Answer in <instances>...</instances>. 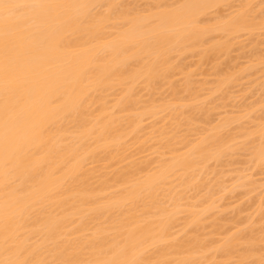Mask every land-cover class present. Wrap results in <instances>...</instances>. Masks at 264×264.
Returning <instances> with one entry per match:
<instances>
[{
  "label": "bare ground",
  "instance_id": "obj_1",
  "mask_svg": "<svg viewBox=\"0 0 264 264\" xmlns=\"http://www.w3.org/2000/svg\"><path fill=\"white\" fill-rule=\"evenodd\" d=\"M126 1L128 0H56V2L73 5H89L90 7L87 9L71 8L63 14L69 17H80L84 22L67 27L59 24L55 19L44 22L37 18L25 25L26 38L23 41V48L27 53L24 56V63L27 68L25 77L29 81L28 86L19 94L10 92L7 96L4 90L0 88V262L16 259L17 255L13 253L23 250H26L24 255L30 260L42 261L45 264H50L54 260L67 259L107 260L113 258L125 246L130 249L128 256L130 259L138 258L149 262L160 261L166 262V264H202L204 261L207 264V262H212V259L214 261L215 254L217 256H222L223 254V257L227 259L228 257L233 258L232 256L238 253L236 254L238 260H249V258L251 259L252 256L254 257L257 254V250L255 252L257 248L256 241L253 240L255 238L252 240V236L250 238L247 236L246 238L248 233L243 234L241 231V233L236 232L237 235L234 233V235L231 234L233 236L229 235L230 237H225L223 242L218 246L216 245L214 250L210 249L209 244L206 246V244L201 243L202 241L199 240V242L195 238L197 236L193 233L195 232V227L199 228L201 226L199 224V219L202 218H199L200 214L203 213L204 216V212L209 210V206L206 204L207 210L202 208L203 206L201 207L202 204L200 207L199 205L197 207L195 204L197 210L193 207L194 205L185 206L187 210L183 209L184 205H180L182 202H179L182 195L180 192L174 190H178V188L172 184L178 183V187H193L195 189L197 179H193V177H196L197 170L203 169V166L208 164L211 159L213 161L216 160V162L221 161L223 153L230 156L228 151L232 149V145H229L230 149L228 147L229 150L226 149V152L224 148L227 147L225 143L227 145L230 143L226 141L231 134H228L229 136L225 140V137L223 138L217 134L219 130L215 129L217 130L216 133L214 129V131L210 129L212 130L210 134L206 130V134L208 135L200 137L201 139L198 142L195 141L193 145L189 144L190 142L182 143V139V147L187 149L183 148L186 150L185 152L183 151L184 153L182 152L179 155L172 154L168 160L167 158H161L165 161H159V165H156L149 173L147 171L146 175L144 173V176L140 169L144 171L145 167H140L139 169L133 168L130 163L129 165L133 169L129 168L127 164L128 170L124 167L123 171L116 173L114 177L112 176L113 178L110 176L107 179L106 177L108 176L106 175L103 180L101 178L102 181L99 183L98 181H94L97 182L96 184L90 182L95 178V176L93 177L95 172L92 169H85V166L90 160V163H95L98 160L107 158L105 157L106 154L113 155L112 153H117L119 155V152L123 151L126 147V144L122 143L125 138L131 135L129 139H132V134L140 132L141 129L138 130L137 128L138 125L141 126L139 123L142 124L141 121L144 116H149V119L151 117L156 118L159 114L162 115L163 112L165 114V111H168L171 118L173 117L174 119L176 115L175 119L177 118L178 120L179 114L177 115L176 113L182 112L179 108L190 102V100L188 103L187 100H184L186 97L181 98L185 101V104L179 103V105L176 102H181L180 97H178L181 95V89H184L192 98H198L199 94H202V91L198 94L197 90H195L197 87L194 88L192 85L194 76L198 74L203 75V77L200 76L203 78L202 82L200 81L202 84L204 76L210 75L209 73L211 72V75L219 78L216 81L217 86L215 85L219 87L218 92L221 90L220 86L223 89L224 84L232 83L234 80V78L232 80V77H234V74L236 76L235 71L231 73L233 69H231L232 67H228L230 69L226 70L231 71L229 75L223 69L225 77L222 74L223 70H220L221 64H218L223 61L225 54H230L229 50L234 43L237 44L236 39L239 38L241 32L251 34V30H254L253 28H261V19H259L260 22L255 21L259 23V25H256L250 21L249 17L253 12L254 6L258 2L261 3V0H176L175 2L171 0L172 3H168V0H155L152 6H150L151 4H149V7L147 6V10H136V6H138L136 3V6L134 5L135 9L134 7L128 8ZM135 1L138 2V0ZM19 2L34 3L40 2V0H19ZM131 2H128L129 7L131 6ZM150 2L152 1L150 0ZM92 5H102L103 7L92 8ZM242 5L245 7L241 8ZM248 5H252L253 7L248 8ZM226 8H229V12L227 11L228 13L224 14ZM212 12L213 15L215 14V17L211 15L214 18L206 19V17L209 18V14ZM241 12L247 19V23L243 26H238L233 22V18L237 13ZM28 15L33 14L29 11ZM259 30L257 29V33H259ZM254 32L256 33V31ZM260 36L262 35L260 34ZM253 44L254 50H249L251 51L250 59H253L248 65L256 67L261 65V58L264 56L262 51V53L256 52L260 49H257L256 43H252V46ZM249 49L251 48L249 47ZM186 55H191L192 57H189L196 59L192 65L186 66L187 64L183 63L184 59L181 57ZM220 57L223 58L221 61H219ZM231 62H233L232 59L231 61L229 60L230 64ZM211 63L214 67L213 70L210 71L209 69L211 68L205 69L208 64L211 66ZM215 63L217 64L215 65ZM226 64L228 63L226 62ZM234 64V69H236V63L231 65L233 66ZM188 67L192 69L190 70ZM224 67L227 66L224 65ZM187 68L189 70H186ZM262 69L264 70V67ZM185 70L186 72L184 73ZM208 70L209 72H206ZM243 70L241 71L243 72ZM174 71L179 74V77L181 73H184V76L182 74L184 80L181 78L184 81V85H182L184 88L179 86L178 88H181L180 92L177 90L176 85L172 83L174 85L173 88L171 87L174 95L172 97H178L177 99L167 100L169 103L163 102L166 104H163L159 99L158 102L162 104L158 105L156 104L158 98H156L154 99L156 100L154 104L150 105V102L149 106L145 107H143L146 104L145 102H141L143 103L141 107L138 105V103L141 104L138 101L140 98L137 97L138 100L136 101L132 100L134 94L137 96L135 90L138 85L147 89L148 92L149 90L158 91V87L162 86L161 88H163V85L169 82L172 78L170 76H172V72ZM236 71L237 74H242V72ZM248 72H246V75ZM174 74L173 77L178 76ZM171 80L175 81V77ZM198 83L195 84L198 85ZM176 84L178 83L176 82ZM202 86L206 87L205 84ZM215 86L213 89H216ZM117 90L119 96L115 94L117 97L114 96V98L117 99H114L113 102L111 101L113 104L111 103L112 107H109L110 103L106 100L107 94L109 95L111 91L115 93ZM198 90L200 91L201 89L199 88ZM207 92H209V89ZM149 94L148 96H152V93ZM211 94L215 95V93ZM200 96L199 99L202 97ZM147 99L151 98L148 97ZM173 100H176V105ZM6 102L9 105L15 106V110L8 122L13 138V142L9 148L13 163L7 170L3 166V134L6 119L4 109ZM204 102L202 105L205 104ZM137 105L139 110H135ZM194 105H188L190 108H188V111L193 110L195 106H197V109L199 106V104ZM200 109H202L201 106L199 107V111ZM192 110L190 115L193 114ZM202 110L204 112L205 109ZM202 110L201 113H203ZM124 112H129V115L122 116ZM194 112L196 113V111ZM168 114H165V116ZM190 115L188 113V117H186L187 119L189 118V122L193 119L189 117ZM204 115L206 114L204 113ZM170 117L168 116V118ZM207 118L205 117V121L208 120ZM146 119L148 120V117ZM170 121L172 120L170 119ZM186 121L184 120L182 124L186 123ZM224 123L218 124L220 128ZM189 124L191 125V123ZM170 125H173V128L174 122ZM186 125L188 123L184 124V127ZM178 127L180 126L178 125ZM163 130L161 133L163 132L165 135L164 131L166 130ZM192 130L194 131V129ZM156 133L158 134V132ZM163 134L160 137L164 138ZM233 136L232 138H235ZM176 137L179 138L182 135H176ZM156 138L159 139L157 136ZM173 138L175 139L174 135ZM178 138L176 141L181 139ZM170 141L169 147L172 146L170 143L173 144L172 139ZM256 142L258 143L254 144L255 146L250 150V155L254 166L259 169V167L264 166V153L261 151L260 132L259 141ZM163 144L164 142L160 145L164 147L165 145ZM249 148L251 149V147ZM170 149L175 148H169V151ZM248 151L246 150L247 153ZM102 156L104 158L101 159L100 157ZM115 156L113 155V157ZM121 156L123 157V154ZM111 159L113 158L111 157ZM104 160L107 161L109 159ZM121 160H126V156ZM107 162L109 163L110 161ZM120 162L122 163L123 161ZM202 171H200L201 174ZM131 172L133 173L132 175L130 174ZM135 174H142V177L136 175L137 178ZM101 175L97 178L100 179ZM103 176L105 175L103 174ZM114 178H117L118 181L115 180L117 181L115 182ZM174 180L177 182L175 183ZM111 182H115L112 185L118 186L119 184V189H122L117 193H111L109 189L115 188V186H110L109 183ZM235 184L237 185L238 183ZM262 185L264 186V182ZM164 186H167L166 188L169 189L167 190ZM197 187H200V185ZM214 187L216 188V186ZM107 190L108 192H105ZM226 190L228 189H225V193ZM207 191L211 190L207 188ZM215 191L213 192L212 190L211 192L215 194ZM261 191L263 192V190ZM103 193L106 194L104 195ZM108 194L110 195L107 197ZM101 195L103 197H100ZM163 197H167L166 199L170 202L163 201ZM183 200V203H187L186 199ZM209 200L208 202H211L212 198ZM165 202L168 205H164ZM198 208L199 210L202 208L201 213ZM203 209H205L204 212ZM184 210L187 212V222L184 223V229H178V232L179 230H184L183 232H185L188 226L191 227V230L193 229V232H186V234H192L194 237L187 238V235L186 237L184 235L183 237L187 239L181 236L184 240L182 238L178 240V236L182 232L177 237L174 235L178 233L171 232H173L172 229L176 228L174 225H177L176 220L178 219L176 217H179V214L182 211L184 212ZM186 215L184 216V220L182 219L181 225L186 221ZM215 223L214 225L216 226L217 224ZM6 224L7 229L5 228ZM178 226L180 227V225ZM219 226L221 225L218 224L216 227ZM217 229L218 232L221 230V228L220 230L216 228V231ZM87 231L89 234H87ZM239 236L240 239H243L239 240ZM6 238L7 243L5 242ZM248 239L254 243L252 244ZM241 241L242 244L245 243V246L241 245L244 246L243 248L241 247L242 250L240 248L237 249ZM247 242L248 244H246ZM207 249L214 252L208 255L207 251L209 252V250ZM254 259L255 257L252 261H255V264H260L257 262L261 261L260 259L257 260L256 258L257 261Z\"/></svg>",
  "mask_w": 264,
  "mask_h": 264
},
{
  "label": "rangeland",
  "instance_id": "obj_2",
  "mask_svg": "<svg viewBox=\"0 0 264 264\" xmlns=\"http://www.w3.org/2000/svg\"><path fill=\"white\" fill-rule=\"evenodd\" d=\"M134 1V3H132ZM141 1V2H140ZM152 2H150V0H138V2L137 1H135V0H132V2H131V0H128V1H126L127 3L126 4H128L127 5V7L128 8H133L134 7V9H135V6H136V4L138 5V6H136V10H139V9H142V10H145L146 8L148 9V7H149V4H151L150 6H152L154 3L153 2H155V0H151ZM157 1V0H156ZM176 0H173V2H175ZM125 2V1H124ZM131 2V6L129 7V3ZM168 3H172L171 2V0L169 1H167ZM261 2V1H260ZM136 3V4H135ZM126 4H124L125 6H126ZM142 4H143V6H144V4H145V6L143 7L142 6ZM133 5V6H132ZM135 5V6H134ZM141 5V6H140ZM257 5H259V6H257ZM148 6V7H147ZM255 6H257V7H255ZM254 6V8H253V14L251 13V15L249 16L250 17V21H252L253 22V24H256V25H259V23H256V22H260L259 21V19H262V17H261V11H260V9L261 8H259V7H261V3H259L258 2V4H256ZM137 7H138V9H137ZM255 8H257L256 10H257V12H256V10H254ZM146 9V10H147ZM227 9V8H226ZM225 9V12H224V14L225 13H228L229 12V8L226 10ZM228 11V12H227ZM256 12V13H255ZM144 13V12H143ZM260 13V14H259ZM214 16L213 15V12L211 13V14H209V18L208 17H206V19H212V18H214V17H212V16ZM252 16V17H251ZM254 16V17H253ZM255 17H256V19H255ZM257 17H259V18H257ZM255 20H254V19ZM253 19V20H252ZM256 21V22H255ZM251 22V23H252ZM254 30H251L252 31V33H253V31H256V33L254 32L252 35L251 34H249L248 32H245V34H244V32L242 33H240V35H239V41H238V39H236L235 41L237 42V44H233V46L230 48V50H229V52H230V54H225V58H224V56H223V58L222 57H220L219 58V61H221L222 59H223V61H221V63H219L218 65H220L221 64V67H220V70H223V69H227V70H229L230 68H228V67H232L231 69H233V70H231V71H227L226 70V74H228L229 72H231V73H233V71H235L234 73H236V76H235V74H234V77H232V80H233V78H234V80L232 81V80H230V81H232V83H228V84H224V86H225V88H224V86H223V89H225V90H223L222 88H221V86H220V89L221 90H219V92H220V94H219V92H218V89H219V87H216L217 85V80L219 79L217 76H214V75H211V72L209 73L210 75H206V76H204V82L201 84V82H202V80H203V78H201V77H203V75H196V76H194V77H196V78H194L193 77V79H194V81H192L193 82V87L195 88V87H197V89L195 88V90H197V93L199 94L201 91V93L202 94H199V96L201 97L200 99H199V96H198V98H192L190 95H188V93L187 92H185L184 91V89L182 90L181 88H178L179 86L180 87H183L182 85H184V73L186 72V70H189L190 69V67H188L185 71H184V73H181V75H180V77H179V74L178 73H176V71H174V72H172V76H170V78L171 79H173L174 77H175V81L174 80H171L170 78V80H169V82H167L166 84H164V85H166V86H164L163 85V88H161L162 86H160V88L158 87V91H151V90H149V92H148V90L147 89H144L143 87H141L140 85H138V87H136V90H135V93H136V95L137 96H135V94L133 95V97H132V100H134V101H136V100H138V98H140L138 101L141 103V102H145L146 104H144V106L142 105L143 103H141V104H139L138 103V105H140V107L141 106H143V107H145V106H149V103H150V105L153 103L154 104V101H156V100H154V99H156V98H158L157 99V103L156 104H158V105H161L163 102H168L169 100H172V99H177L178 97H180L179 99L181 100V102H178V101H176V100H173L174 101V104L176 105L177 103L179 104V103H182V104H185V101L187 100V103L189 102V100H190V102L186 105H184L183 107H181V108H179V110H181L182 112H180L179 110V112H177L176 114L178 115V120H177V118L175 119V117H177L175 114V116H174V119L176 120H174L173 119V117L171 118L170 117V115L168 114L169 112L168 111H165V114H168V115H166L165 116V114H164V112L162 113V115H156L157 117V119L156 118H154V117H151L150 119H149V116H144L143 118H142V124L141 123H139L141 126H139L138 125V130H140V132L138 133V134H136V133H134V134H132V139H135V140H132V139H129V137H131V135L129 136V137H127V138H125V140L122 142V143H125L126 145V147L124 148V149H126V150H124L123 149V151H121V152H119V155L117 154H115V153H112L115 157H113V155H111V157L113 158V159H111V157H110V155L109 154H106V156L105 157H107V158H104L103 156L102 157H100L101 159L102 158H104V159H109V160H107V161H110L109 163L107 162V161H105L104 159V161L103 160H98V161H96L95 163H90V161H88L87 163H86V166H85V169H88V170H91L92 169V171H94L95 172V174H93V177L95 176V178H99V176L102 174H104L105 176H103L102 177V175H101V177H100V179H92L93 181H90V182H94V181H98V183L100 182V181H102L103 180V178L104 177H106V175L108 176V177H106L107 179L111 176H113L114 177V175L116 174V173H119L120 171H123L122 169L125 167V168H127L128 166H127V164L129 165L130 163V165H132L133 166V168L135 167V168H137V169H139L140 167H142V168H144V171L142 170V169H140L142 172H143V176H144V173H145V175H146V173H147V171H148V173H149V171H151V169H154L155 167H156V165H159L158 164V162L159 161H165V160H163V159H166L167 158V160H168V158L172 155V154H180V153H182L183 151L185 152L187 149L185 148V147H182V143H185V142H190L189 144H192L193 145V143L195 144V141H197L198 142V140H200L201 138L200 137H202V136H204V135H208V134H210V131L212 132V130L214 129H217V130H219V131H217V130H215V132L218 134V135H221L225 140H226V138L230 135V137L229 138H227V143H229L228 145L225 143V146H227L226 148H224L225 150V152H226V149H228V147H229V149H230V146L229 145H232L231 146V148L232 149H230V151H228L229 152V154H230V156H227L228 154H226L225 155V153H223V155L221 156V161H218V162H216V160H214L213 161V159H211L210 161H209V163L208 164H206L205 166H203V169H199V170H197L199 173H200V171L201 170H203L202 171V174L200 173V175H198L199 173L197 172H194V173H196L195 174V176L197 177H193V179H197L196 180V182H195V180H193L194 182H195V184H197L196 185V187L197 186H199L200 185V187H195V189L193 188V187H189V188H185V187H181V186H177V184H174V183H172L173 184V186H176L177 188H178V190L177 189H174V190H176V192H180V194L182 195V197H181V201H179L180 203V205H184L183 207V209H185V206H192V205H194L193 207L195 208V210H197L196 208L198 207V205H199V207H200V205H201V207L202 208H205L206 209V207L207 206H209V210H211V211H209V210H207V211H205L204 212V210L205 209H203V212L205 213L204 214V216H203V213L202 214H200L201 212L200 211H202L201 209L202 208H200V210H199V208H198V210H199V212L197 211V213L198 214H200V216H199V218H201V219H199L200 220V222H199V224L201 225L199 228H201L202 229V227H203V229L201 230V229H199V228H197V227H195L198 231L196 232V229H195V232L193 233V234H195V236H197V237H195L198 241L200 240V241H202L201 243H204V244H206V246H207V244H209L210 246V249L212 248L213 250H214V248L216 247V245L218 246L219 244H221L222 242H223V240H224V238L226 237L227 238V236H233L234 235V233H235V235H237L236 234V232L237 233H239L240 231L244 234V233H248V235H246V238H247V236L250 238L251 236V240L253 239V238H255V239H253V240H255L256 242L257 241H259V242H255V244H256V246H257V248L255 249V252H256V250H257V254L256 255H254V257H255V259L254 260H256V258H257V260H261L262 258H264V247H262V244H261V225L262 224H264V218H262V214H264V186L262 185L263 184V182H264V166H261V167H259V169H257V167H255L254 166V162H253V160L251 159L252 157H251V155H250V150H252V147L253 146H255L258 142H256V141H259V132L261 131V129H260V127H261V124L262 123H264V70L262 69L263 67L261 66V65H259V66H256V67H251L252 65H248L249 63H251L252 62V59H250V57H251V51L252 50H254V44H253V46H252V43H256L255 44V46H257V49H260V50H257L256 52H263V56H264V36L260 33L261 31V28H253ZM257 29H260L259 30V33H257ZM260 34L262 35V36H260ZM242 35V36H241ZM249 35V36H248ZM254 35V36H253ZM256 35V36H255ZM244 37H245V39H244ZM247 37V38H246ZM242 38H243V40H242ZM253 39V40H252ZM257 39V40H256ZM252 40V41H251ZM234 41V40H233ZM248 41V42H247ZM256 41V42H255ZM239 42H240V44H239ZM262 42H263V44H262ZM241 43H242V45H241ZM244 43V44H243ZM262 45V47H260L261 45ZM247 44V45H246ZM257 44H259V45H257ZM242 46V47H241ZM252 46V47H251ZM246 47V48H245ZM249 47L251 48V49H249ZM253 48V49H252ZM232 50H234V51H236V52H234V51H232ZM249 50H251V51H249ZM249 51V52H248ZM228 52V53H229ZM232 52V53H231ZM261 52V53H262ZM261 53H260V56H261ZM231 54H232V56H231ZM239 54V55H238ZM250 54V55H249ZM189 56H191V55H189ZM188 55H186V56H182L181 58H183L182 60H183V63L186 65V66H189V65H192L193 63H194V61L196 60L195 58H191V57H189ZM238 56V57H237ZM259 56V57H260ZM188 57V58H187ZM194 57V56H193ZM231 57V58H230ZM236 57V58H235ZM262 57V56H261ZM186 58V59H185ZM234 58V59H233ZM240 58V59H239ZM231 59H232V61L233 62H231V64H233V63H236L237 65H236V69H234L235 67V64L232 66L230 63H229V60L231 61ZM237 59H238V61H237ZM242 59V60H241ZM182 60H181V62H182ZM189 61V62H188ZM228 63V64H226V62ZM247 61H248V63H247ZM218 62V61H217ZM189 63H191V64H189ZM243 63V64H242ZM217 63H215V65H216ZM184 65V66H185ZM223 65V66H222ZM224 65L225 66H227V67H224ZM210 65L208 64V66H207V68H205V69H209V68H211V69H209L210 71L211 70H213V64L211 63V66L209 67ZM245 67V68H243V67ZM261 66V67H260ZM241 67V68H240ZM251 67V68H250ZM257 67H259V68H257ZM242 70V69H244V70H250L251 71V73L249 74V72L248 71H244L243 70V72H244V74H243V72L240 70V69ZM253 68V69H252ZM255 68H256V70H255ZM192 69V68H191ZM190 69V70H191ZM252 69V70H251ZM209 70L208 71H206V72H209ZM236 70H240L239 72H242V74L241 73H238L237 74V71ZM223 73V75L225 74L224 73V70L222 71ZM246 72H248V76L246 75ZM174 73H176V74H174ZM231 73H229V75L231 74ZM173 74L174 75H178V76H174L173 77ZM182 74H183V76H182ZM212 74H214L213 72H212ZM239 74H241V75H239ZM257 74V75H256ZM259 74H261V75H259ZM222 75V76H223ZM245 75V76H244ZM182 76V77H181ZM201 76V77H200ZM225 77H226V75H224ZM176 77H177V79H176ZM208 77V78H207ZM239 77V78H238ZM244 77V78H243ZM181 78H183V80L181 79ZM198 78V79H197ZM205 78H206V80H205ZM236 78V79H235ZM241 78V79H240ZM247 78V79H246ZM180 79V80H179ZM238 79V80H237ZM210 80V81H209ZM181 81V82H180ZM201 81V82H200ZM214 81H215V84H214ZM176 82L178 83V84H176ZM199 82V83H198ZM213 82V83H212ZM234 82V83H233ZM238 82H240V83H238ZM174 85H176V88H178L177 90L179 91L180 89H181V91L182 92H180V94L181 95H179L178 97H172V95H173V89H171V87L173 88V84ZM195 83H198V85H196ZM180 84V85H179ZM195 84V85H194ZM203 84H205V86L206 87H203L202 85ZM162 85V84H161ZM199 85H200V87H199ZM216 85V86H215ZM212 86V87H211ZM214 86H215V88L217 89H213L214 88ZM140 87V88H139ZM169 87H170V89H169ZM192 87V86H191ZM201 89L200 91L198 90L199 88ZM184 88V87H183ZM207 88V89H206ZM212 88V89H211ZM144 89V90H143ZM205 89V90H204ZM208 89H209V92H207L208 91ZM227 89V90H226ZM140 90V91H139ZM146 90V91H145ZM203 90H204V92H203ZM213 90V91H212ZM223 90V91H222ZM159 91H161V92H159ZM170 91H171V93H170ZM212 91V92H211ZM215 91V92H214ZM216 91H217V93H216ZM113 94H112V93ZM110 93H109V95L107 94V99L106 100H108L107 102H109L110 104H109V107L113 104L112 102L114 101V99H117V98H114V96L115 97H117V96H119L118 94H119V92H118V90L117 91H115V93L113 92V91H111ZM156 92V93H155ZM223 92V93H222ZM225 92H227V93H225ZM151 94L152 93V96H148V94ZM171 95H170V94ZM183 93H185V94H183ZM211 93H215V95L213 96ZM115 94H117V96L115 95ZM149 94V95H150ZM153 94H155L154 96H153ZM159 94V95H158ZM209 94H211L210 96H212V97H210L209 96ZM111 95V96H110ZM204 95V96H203ZM225 95V96H224ZM113 96V97H112ZM158 96V97H157ZM162 96V97H161ZM174 96V95H173ZM208 96H209V99H208ZM109 97V98H108ZM134 97H136V98H134ZM138 97V98H137ZM148 97H150L151 99H147ZM167 97V98H166ZM184 98V97H186L184 100L183 99H181V98ZM205 97V98H204ZM163 98V99H162ZM165 98V99H164ZM170 98V99H169ZM207 98V99H206ZM229 98V99H228ZM143 101H142V100ZM149 100V101H147V100ZM153 99V100H152ZM160 99V100H159ZM162 99V100H161ZM199 99V100H198ZM141 100V101H140ZM152 100V101H151ZM158 100L159 101H162V103H160V102H158ZM168 100V101H167ZM183 100V101H182ZM112 101V102H111ZM137 101V102H138ZM175 101L177 102V103H175ZM191 101H192V103H191ZM194 101V102H193ZM201 101V102H200ZM206 104H203L202 105V103L203 102ZM147 102H148V104H147ZM112 103V104H111ZM136 103V102H135ZM169 103V102H168ZM171 103V102H170ZM190 103H191V105L193 106L194 105V103H197V104H195V105H198L199 104V106H198V108L196 109V107L197 106H195V107H193L194 109L192 110L193 112V117H192V115H190L191 114V110H189L188 111V108H189V106H191L190 105ZM137 104V103H136ZM155 104V105H156ZM163 104H166V103H163ZM173 104V103H172ZM215 104H216V106H215ZM93 105V104H92ZM138 105L136 106V108H135V110L137 109V110H139V108H137L138 107ZM180 105V104H179ZM189 105V106H188ZM213 105V107H211ZM95 106H96V104H95ZM188 106V107H187ZM201 106V108L202 109H205L204 110V112H203V110L202 109H200V111H199V107ZM93 107V106H92ZM112 107V106H111ZM187 107V108H186ZM89 108H91V107H89ZM94 108V107H93ZM186 108V109H185ZM192 108V107H191ZM213 108V109H212ZM190 109V108H189ZM196 109V110H195ZM90 110V109H89ZM92 110V109H91ZM115 110V109H114ZM133 110V109H132ZM201 110H202V112L203 113H201ZM116 111V110H115ZM115 111H113V112H115ZM194 111H196V113L194 112ZM206 111V112H205ZM246 111V112H245ZM198 112V113H197ZM131 113V112H130ZM132 113H133V111H132ZM131 113V114H132ZM180 113H182V114H180ZM189 113V117H191V118H193V119H191L190 120V122L188 121L189 120V118L187 119L186 117H188L187 116V114ZM201 113V114H200ZM204 113L206 114V115H204ZM118 114V113H117ZM126 114H128L129 115V112H124V115H123V113H122V116H126ZM134 114H135V112H134ZM133 115V114H132ZM183 115V116H182ZM208 115V116H207ZM248 115V116H247ZM119 116H120V114H119ZM162 116H163V118H162ZM168 116L170 117V118H168ZM179 116L181 117L180 119H179ZM210 116V117H209ZM242 118H241V117ZM247 116V117H246ZM148 117V120L146 119ZM164 117H166V118H164ZM205 117L208 119H206L207 121H205ZM154 118V119H153ZM186 121V123H183L182 124V122H184V120ZM226 120H225V119ZM159 119V120H158ZM169 119V120H168ZM170 119L174 122V127L172 128V126L170 125V124H173V122L172 121H170ZM179 120H183V121H179ZM193 122V125H192V122ZM226 121V122H225ZM228 121H229V124H228ZM231 121V122H230ZM179 124H178V123ZM210 122V123H209ZM222 122V123H221ZM225 122V123H224ZM177 123V124H176ZM188 123V125H186L185 127H184V124H187ZM189 123H191V125L189 124ZM224 123V125L227 123L228 124V126H227V124L224 126V125H221L222 127V129L220 128V125H218V124H223ZM181 124H182V126H181ZM154 125V126H153ZM178 125L180 126V127H178ZM190 125V126H189ZM170 126V127H169ZM190 128H192V129H194V131L195 130H197V131H195V133H193L194 131L192 130V129H190ZM218 127V128H217ZM225 127V128H224ZM152 128V129H151ZM187 128H189V129H187ZM160 129H164V130H166V131H168V132H166V131H164L166 134L165 135H167V136H165L164 134H163V132L161 133V131L162 130H160ZM210 129H212V130H210ZM220 129H221V131H220ZM142 130H143V132H142ZM154 130V131H153ZM209 131V133L208 134H206L207 133V131ZM213 130V131H214ZM257 130V131H256ZM193 131V132H192ZM205 131V132H204ZM248 131V132H247ZM138 132V131H137ZM152 132V133H151ZM153 132H154V135H153ZM156 132H158V134L156 133ZM173 132V133H172ZM175 132V133H174ZM192 132V133H191ZM198 133V135H200V136H198L197 135V133ZM214 132V133H215ZM221 134H220V133ZM168 133V134H167ZM201 133V134H200ZM161 134H163L164 135V138H166V139H164V138H162V137H160L161 136ZM169 134H170V136H169ZM185 134V135H184ZM195 134V135H194ZM229 134V135H228ZM251 134H252V136H251ZM141 135V136H140ZM171 135H172V137H171ZM173 135H174V137H175V139L173 138ZM176 135H182V137H176ZM235 136V138H232V136ZM250 135V136H249ZM156 136L159 138V139H157L156 138ZM185 136H188V137H185ZM233 136V137H234ZM239 136V137H238ZM242 136V137H241ZM246 136V137H245ZM247 136H248V138H247ZM171 137V138H170ZM205 137V136H204ZM177 138L178 139H180V140H178V141H180V142H178V141H176L177 140ZM247 138V139H246ZM161 139V140H160ZM172 139V141H173V144L172 143H170V145H172L171 147H169L168 146V144H169V141ZM183 139V140H182ZM186 139V140H185ZM231 139V140H230ZM244 139H246V140H244ZM160 140V141H159ZM164 140V141H163ZM166 140H168V141H166ZM181 140H182V143H181ZM230 140V141H229ZM254 140H255V142H254ZM162 141V142H161ZM245 143H244V142ZM160 142V143H159ZM164 142V144L163 145H165L164 147L163 146H161L160 144H162ZM167 142V143H166ZM171 142V141H170ZM231 142H233V143H231ZM128 143V144H127ZM175 143V144H174ZM176 143H178V144H176ZM180 143V144H179ZM249 143V144H248ZM252 143V144H251ZM255 144V145H254ZM128 145V146H127ZM167 145V146H166ZM175 145V146H174ZM191 145V146H192ZM234 145H236V146H234ZM183 146H186V145H183ZM234 146V147H233ZM238 146H239V148H238ZM251 147V149L249 148V147ZM175 148V149H170V151L172 152H170L169 151V148ZM123 148V147H122ZM183 148H185V149H183ZM189 148V147H188ZM236 148H238L237 150L234 149ZM241 148V149H240ZM248 148H249V151H248ZM228 149V150H229ZM243 149V150H242ZM172 150H175V151H172ZM232 150H234L233 152H232ZM241 150V151H240ZM246 150L248 151V153L246 152ZM118 151H120V150H118ZM110 152H111V150H110ZM183 152V153H184ZM236 153V155H235V153ZM107 153H109V152H107ZM234 155H233V154ZM123 154V157L121 156ZM103 155V154H102ZM250 155V156H249ZM118 156V158H116ZM124 156H126V160H121V159H124ZM120 157V158H119ZM128 158V159H127ZM161 158H163V159H161ZM171 158V157H170ZM161 159V160H160ZM219 160V159H218ZM224 160V161H223ZM112 161V162H111ZM120 161H123L122 163L120 162ZM136 161V162H135ZM139 162V163H138ZM90 163V164H89ZM138 163V164H137ZM223 163V164H222ZM143 164V165H142ZM248 164H249V166H248ZM253 166H252V165ZM129 165V168L131 167L132 168V166H130ZM146 165V166H145ZM106 166H108L107 168H106ZM139 166V167H138ZM205 167V168H204ZM207 167V168H206ZM254 167H255V169H254ZM94 168V169H93ZM132 168V169H133ZM131 169V170H132ZM125 170V169H124ZM127 170H128V168H127ZM130 170V169H129ZM134 171V170H133ZM139 171V170H138ZM141 171H139L140 173H141ZM154 171V170H153ZM105 173H107V174H105ZM135 173H136V170H135ZM193 173V174H194ZM242 173V174H241ZM244 173V174H243ZM109 174V175H108ZM131 175L133 174L132 172L130 173ZM241 174V175H240ZM126 175H128V174H126ZM137 174H135V176H136ZM238 175H240V176H238ZM134 176V177H135ZM138 177H142V174L141 175H137ZM136 176V177H137ZM112 177V178H113ZM128 177V176H127ZM130 177V176H129ZM133 177V176H132ZM135 177V178H136ZM137 177V178H138ZM101 178H102V180H101ZM105 178V179H106ZM135 178H133V179H135ZM206 178V179H205ZM244 178V179H243ZM111 179V178H110ZM199 179V180H198ZM246 179H247V181H246ZM249 179H250V181H249ZM263 179V180H262ZM91 180V179H90ZM112 180V179H111ZM115 180H117L118 181V179L117 178H114V181ZM201 180V181H200ZM207 181V182H205V181ZM242 180V181H241ZM245 180V181H244ZM107 181V180H106ZM117 181H115V182H117ZM171 181H173V180H171ZM237 181H239V182H237ZM244 181V182H243ZM110 182V181H109ZM114 182V183H115ZM170 182V181H169ZM174 182H175V180H174ZM177 182V181H176ZM175 182V183H176ZM218 182V183H217ZM222 182V183H221ZM250 182V183H249ZM94 183H96L97 184V182H94ZM94 183H92V184H94ZM113 182H111V183H109L110 184V186H115V188L113 187V188H110L109 190H110V192L111 193H117L118 191H120L122 188H120L119 189V184L118 183H116V184H118V186L117 185H112V184H114ZM168 183V182H167ZM215 185H214V184ZM223 184V185H221V184ZM235 183H238L237 185L235 184ZM242 183V184H241ZM260 183H262V184H260ZM96 184H95V187H96ZM108 184V183H107ZM166 184V183H165ZM213 184V185H212ZM218 184V185H217ZM234 184H235V186H236V188H238V189H236V188H234L235 186H234ZM210 185V186H209ZM241 185V186H240ZM246 185V186H245ZM92 186V185H91ZM94 186V185H93ZM98 186V185H97ZM116 186H117V188H116ZM172 186V185H171ZM170 186V187H171ZM214 186H216V188L214 187ZM220 186V187H219ZM226 186H228V188H226ZM232 186V187H231ZM261 186H263L262 188H261ZM165 187V186H164ZM163 187V189H165ZM176 187H174V188H176ZM182 189H181V188ZM212 187V188H211ZM222 187V188H221ZM228 189V190H226V193H225V189ZM231 187V188H230ZM240 187V188H239ZM249 187V188H248ZM201 188V189H200ZM207 188H208V190H213V192H214V190H216L215 191V194L213 193V192H211V191H209V192H211V193H209L208 191H207ZM230 188V189H229ZM245 188V189H244ZM257 188V189H256ZM167 189V188H166ZM169 189V188H168ZM167 189V190H168ZM179 189H181V190H179ZM203 189V191H201ZM205 189V190H204ZM219 189V190H218ZM220 189H221V191H220ZM236 189V190H235ZM185 190V191H184ZM193 192H192V191ZM231 190H232V192H231ZM250 190V191H249ZM261 190H263V192L261 191ZM190 191V192H189ZM199 191V192H198ZM206 191V192H205ZM219 193H218V192ZM224 191V192H223ZM105 192H108V190L107 191H105ZM109 192V193H110ZM183 192V193H182ZM221 192H222V194H221ZM229 192V193H228ZM110 193V194H111ZM184 193H185V195H184ZM187 193V194H186ZM209 195H208V194ZM213 193V194H212ZM217 193V194H216ZM224 193V194H223ZM102 194V193H101ZM104 194V193H103ZM106 194V193H105ZM104 194V195H105ZM110 194H108L107 195V197L110 195ZM204 195H205V198L203 199V197H204ZM216 197H214V196ZM219 195V196H218ZM185 196V197H184ZM211 196H213V197H211ZM218 196V197H217ZM100 197H103L102 195L100 196ZM191 197V198H190ZM208 197V198H207ZM221 197V198H220ZM164 198V197H163ZM167 198V197H166ZM166 198H164L163 199V201L165 200V201H167V203H168V199H166ZM212 198V200H211V202H213L212 204H211V202H208V200L209 199H211ZM214 198H215V200H214ZM218 198V199H217ZM159 199H160V197H159ZM183 199H186L185 201H187V203L185 204V203H183L184 202V200ZM199 199H201V200H199ZM205 199H206V201H205ZM208 199V200H207ZM161 200V199H160ZM192 200L195 202L196 201V203H192ZM163 201H161V202H163ZM191 201V202H190ZM210 201V200H209ZM170 202V201H169ZM190 204H189V203ZM200 202V203H199ZM207 202V203H206ZM166 202L164 203V205H166L167 204ZM205 203V204H204ZM188 204V205H187ZM195 204L197 205V207H195ZM206 204H208L207 206H206ZM168 205V204H167ZM170 205V204H169ZM213 205H215V206H213ZM216 205H217V207H216ZM205 206V207H204ZM182 207V206H181ZM212 209H211V208ZM208 208V207H207ZM185 210H187V208L185 209ZM184 210V212L182 211L180 214H179V217L177 216L176 218L178 219V220H176V222H177V225L176 224H174L175 226H176V228H174V230L172 229V231L173 232H171V233H174L175 232V234L176 233H178V234H176V235H174V236H176L177 237V235H179V234H181V232H182V234L181 235H179L178 236V240L179 239H181L184 235H185V237H186V235H187V238H191L193 235L191 234H186V232L188 233H192L193 232V229L191 230V227H188L187 226V229L185 230V232H183L182 230H179V232H178V229H184V223H186L187 222V215H186V211ZM261 211V212H260ZM184 213V214H183ZM182 214V215H181ZM181 215V216H180ZM186 215V217H185V220L186 221H184L183 222V226L181 225V223H182V221L184 220V216ZM183 216V217H182ZM180 219V220H179ZM183 219V220H182ZM218 220H220V221H218ZM213 221H215V222H213ZM175 222V223H176ZM201 222H202V224H201ZM213 222V223H212ZM218 222V223H217ZM212 223V224H211ZM214 223L215 224H217L216 226H218V224H220L221 226H219V227H216L215 225H214ZM198 224V225H199ZM178 225H180V227L178 226ZM249 225H250V227H249ZM174 226V227H175ZM197 226V225H196ZM214 226V227H213ZM249 227V228H248ZM253 227V228H252ZM192 228H194V227H192ZM213 228V229H212ZM216 228H219V230H220V228H221V230L218 232V229H217V231H216ZM175 229H176V231H175ZM189 229V230H188ZM248 229H250V230H248ZM245 231H247V232H245ZM252 231V232H251ZM216 232H218V233H216ZM240 232V233H241ZM250 232H251V234H250ZM185 233V234H184ZM86 234V233H85ZM84 234V235H85ZM87 234H89L88 233V231H87ZM86 234V235H87ZM197 234V235H196ZM231 234H233V235H231ZM239 235V234H238ZM245 235H243L244 237H245ZM182 236V237H181ZM229 236V237H230ZM242 236V237H243ZM194 237V236H193ZM236 237H238V236H236ZM172 238H175V237H172ZM184 238V237H183ZM182 238V240H184V239H187V238H184L183 239ZM246 238H244V239H246ZM177 239V238H176ZM241 239H243V238H241ZM240 239V236H239V240H241ZM257 239V240H256ZM172 240V239H171ZM247 240V239H246ZM245 240V241H246ZM249 241H250V239H248ZM199 241V242H200ZM243 241V240H242ZM242 241H241V243H239L240 245H238V247H237V249H241L242 250V248L245 246L244 244H242ZM240 242V241H239ZM244 242V241H243ZM251 242V241H250ZM249 242V243H250ZM252 244L254 243V242H251ZM237 244H238V242H237ZM246 244H248V242L246 243ZM258 244V245H257ZM241 245H244V246H241ZM242 247V248H241ZM210 249H207V250H209V252L207 251V254L208 255H210L212 252H214V251H211ZM206 253V252H205ZM218 253V252H217ZM206 254V256H208ZM221 254V253H220ZM234 254H235V252H234ZM236 254H238V253H236ZM234 255V256H232L233 258H227V259H225V257H223V254H222V256L221 255H219V256H217V254H215V258H214V261H213V259H212V262H210L211 264H222V262H227V261H238V258H236L237 257V255ZM212 255H214V254H212ZM231 255H233V254H231ZM217 256V257H216ZM253 256H252V258L250 259L249 258V260L248 261H252V259L254 258ZM261 257V258H260ZM256 260V261H257ZM211 261V260H210ZM257 262H259L260 263V261H257ZM210 263H208L207 262V264H210ZM202 264H206V261H204V263L202 262Z\"/></svg>",
  "mask_w": 264,
  "mask_h": 264
},
{
  "label": "snow or ice",
  "instance_id": "obj_3",
  "mask_svg": "<svg viewBox=\"0 0 264 264\" xmlns=\"http://www.w3.org/2000/svg\"><path fill=\"white\" fill-rule=\"evenodd\" d=\"M86 4H67L56 2V0H40L34 3H20L19 0H0V88H2L7 96L8 93L14 92L19 94L28 86L29 81L25 77L27 71L24 63V56L27 54L23 48L25 40V25L33 19H40L47 22L50 19H55L63 26L71 27L73 24L83 23L80 17L64 16L68 9L81 8L87 9ZM92 8L103 7L102 5H92ZM183 7V6H182ZM245 6L242 5L241 8ZM248 8L253 7L248 5ZM31 11L33 15H28ZM261 34L264 35V0H261ZM233 22L238 26H243L247 23V19L243 13H237L233 18ZM261 65L264 67V57L261 58ZM15 106L5 103V123H4V160L3 166L5 170L13 163L9 152L10 145L13 142L9 129V120L14 112ZM261 151L264 153V123L261 124ZM264 218V214H262ZM7 229V224L5 225ZM7 243V238L6 241ZM261 244L264 247V224L261 225ZM11 250V249H9ZM26 250L20 251L16 259H10L0 264H45L42 261L30 260L24 255ZM130 249L122 247L113 258L107 260H54L50 264H166V262L154 261L149 262L138 258H128ZM24 257V258H19ZM222 264H255V261L238 260L227 261ZM260 264H264V258Z\"/></svg>",
  "mask_w": 264,
  "mask_h": 264
}]
</instances>
